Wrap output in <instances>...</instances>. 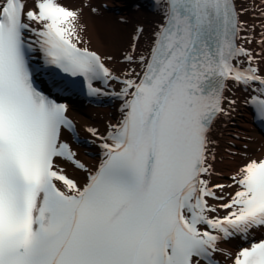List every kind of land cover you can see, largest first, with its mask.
<instances>
[{
    "label": "snow or ice",
    "instance_id": "snow-or-ice-1",
    "mask_svg": "<svg viewBox=\"0 0 264 264\" xmlns=\"http://www.w3.org/2000/svg\"><path fill=\"white\" fill-rule=\"evenodd\" d=\"M150 2V46L138 51V26L117 75L81 36L80 10L0 0V264H264V155L245 146L232 183L210 184V133L237 103L229 82L264 125V24L246 34L255 25L235 0ZM42 82L59 97L120 102L106 134L86 129L101 150L94 169L62 139L75 131L68 104ZM236 238L247 246L220 247Z\"/></svg>",
    "mask_w": 264,
    "mask_h": 264
},
{
    "label": "bare ground",
    "instance_id": "bare-ground-1",
    "mask_svg": "<svg viewBox=\"0 0 264 264\" xmlns=\"http://www.w3.org/2000/svg\"><path fill=\"white\" fill-rule=\"evenodd\" d=\"M61 4L73 10H80V22L84 25L81 36L87 42V46L96 51L102 57L111 56V61H106L117 75L124 72L129 65L123 62L122 57L133 43V36L136 35L137 27L143 28L138 40V51L147 50L151 43V34L155 28L158 17L153 12V7L134 6L132 10L122 6L117 0H58ZM134 0H128V5ZM237 10L245 9L240 15V20L244 21L248 27L255 25L251 32L246 33L259 38L261 32L260 24H264V19H258L257 14L252 10L255 6L264 7L261 0H235ZM26 7L33 6V0H25ZM85 5H87L85 7ZM134 4H132L133 6ZM137 5V4H135ZM92 8L97 9L92 12ZM115 9H118L114 11ZM245 47L259 51L256 43L245 44ZM264 68V65H261ZM226 93L230 99H236L235 110L227 117L219 118L210 133L211 139L215 141L212 145L215 159L211 161L213 174L210 177V184H230L231 176L236 168L242 163L240 153L245 150L249 156L259 157L264 155V136L257 134L249 123V115L244 109L246 90L232 87ZM114 90H119L120 85L114 84ZM118 108H119V101ZM225 107H229L225 103ZM78 133L87 137V140L94 145L95 141L86 129L91 127L106 134L108 125L116 123L120 118L119 109L114 108H86L81 113L73 114ZM77 154V159L86 165L88 169H93L99 163L98 160L90 158L86 148H73ZM82 151V152H81ZM66 174L73 179L83 183L85 174L76 168H71L64 163ZM234 188H227L229 192ZM243 245V242L236 238L227 244V250L236 252V246Z\"/></svg>",
    "mask_w": 264,
    "mask_h": 264
}]
</instances>
